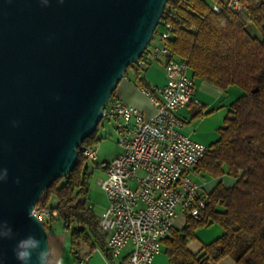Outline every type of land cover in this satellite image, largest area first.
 Listing matches in <instances>:
<instances>
[{"label":"water","instance_id":"1","mask_svg":"<svg viewBox=\"0 0 264 264\" xmlns=\"http://www.w3.org/2000/svg\"><path fill=\"white\" fill-rule=\"evenodd\" d=\"M167 1L0 0V220L15 234L0 240V264H22L13 249L28 235L50 252L34 206L77 164Z\"/></svg>","mask_w":264,"mask_h":264},{"label":"trees","instance_id":"2","mask_svg":"<svg viewBox=\"0 0 264 264\" xmlns=\"http://www.w3.org/2000/svg\"><path fill=\"white\" fill-rule=\"evenodd\" d=\"M215 2L222 5L220 12L213 8ZM161 17L150 45L154 37L159 41L170 23L172 37L165 44L174 56L187 60L194 80L224 90L237 85L243 91L231 103L209 152L192 170L201 178L228 175L235 178L234 183L227 186L219 181L209 193L206 208L198 217H187L181 228L171 227L162 248L172 264H209L225 257H232L234 264H264V2L236 12L223 0H168ZM249 23L260 36L249 31ZM146 52L147 48L139 59L143 63L130 64L126 75L132 70L137 84L148 88L143 74L155 59ZM200 114L201 110L194 117ZM101 122L78 148L73 170L54 179L40 199L51 211H59L67 227L76 224L71 233L75 258L82 243L109 251L99 215L89 205V165L83 154V147H96L99 142ZM55 217L45 223L47 230ZM214 223L223 232L204 244L201 252L193 253L189 241L196 238L199 228Z\"/></svg>","mask_w":264,"mask_h":264},{"label":"built area","instance_id":"3","mask_svg":"<svg viewBox=\"0 0 264 264\" xmlns=\"http://www.w3.org/2000/svg\"><path fill=\"white\" fill-rule=\"evenodd\" d=\"M263 2L223 0L236 12L259 7ZM213 8L220 12L222 5L215 2ZM172 28L166 23L159 41L149 44L146 52L153 59L165 56V84L154 90L143 88L155 103L156 113L148 118L117 95L110 97L102 111L103 118L113 123L122 151L111 161L98 164L105 172L98 183L108 200L99 221L108 233L106 244L114 256L127 243L132 244L129 255L115 264H152L175 218L180 214L198 217L209 199L210 190L193 176L192 170L209 152L210 145L186 134L184 120L178 115L180 109L195 102V80L187 60L174 56L165 44L172 37ZM83 154L88 160L98 159L96 147H83ZM34 207L44 224L59 213L40 201ZM76 264H86V259L78 258Z\"/></svg>","mask_w":264,"mask_h":264},{"label":"crops","instance_id":"4","mask_svg":"<svg viewBox=\"0 0 264 264\" xmlns=\"http://www.w3.org/2000/svg\"><path fill=\"white\" fill-rule=\"evenodd\" d=\"M157 64H156V63ZM149 84L148 88L154 90L155 87L163 86L166 82V69H165V56L160 54L157 59H155L152 64L147 67V70L143 74ZM197 80V79H196ZM195 80V91L194 97L195 102L190 106L182 108L178 111V115L183 118L184 128L183 131L191 136L193 139L206 143L211 144L218 138V129L221 126H218L219 123H224V117L227 114L228 110L230 109V105L233 100L230 101L228 99V92L231 86L227 89H221L219 87L213 86L207 82L202 80L197 86ZM135 74L132 70L129 71L127 75H125L119 84H117V91L116 95L122 98V100L132 106L137 107L140 109L148 118L153 116L156 111L157 107L155 103L151 100L150 97H147L143 93V88H147L146 86L137 84ZM157 97H161L158 91H154ZM201 110V114L198 117H194L197 111ZM215 114H217L216 119L211 120V122H207L209 118H214ZM220 114V116H219ZM189 123L187 125V121ZM215 121V123H213ZM216 136V137H215ZM193 176L197 179L198 175L192 173ZM207 182H206V181ZM198 181L201 182L204 187L207 185V189L210 191L215 187V185L219 181H223V183L227 186H231L235 178L224 175L218 178H198ZM184 216L182 214L176 217L177 221H183ZM186 222L184 219L183 225ZM182 223V222H181ZM181 225L180 228L183 226ZM176 226V225H174ZM177 227V226H176ZM179 228V227H178ZM203 229H198L196 231V238L192 239L188 243V248L193 253L201 252L203 245L211 242L216 237L220 235L217 234L214 238L211 236H207V233L202 231ZM217 233V232H216ZM106 243L108 240V233ZM107 248L108 244H107ZM132 249V244L127 243V245L122 249L119 255H115L109 251L103 250L100 246L90 247L88 244L82 243L81 244V251L79 257L75 258L71 252V257L67 260L62 261L60 264H76L78 258H85L86 264H115L122 259L126 258ZM154 261L152 264H172L170 261V257L165 251L163 247L159 254H156ZM234 259L232 257H225L216 262H210L209 264H234Z\"/></svg>","mask_w":264,"mask_h":264},{"label":"rangeland","instance_id":"5","mask_svg":"<svg viewBox=\"0 0 264 264\" xmlns=\"http://www.w3.org/2000/svg\"><path fill=\"white\" fill-rule=\"evenodd\" d=\"M248 26L249 31L253 35L260 36L259 30L253 23H249ZM157 41V37H154L153 43H156ZM200 82L201 81H199V79L196 80L197 86H199ZM241 92L243 91L239 86H231L228 92V99H230V101L236 99L240 94H242ZM216 117L217 114H215L214 118L212 117L205 121L206 123L211 122V120H215ZM188 123L189 120L187 121V125ZM213 123H215V121ZM222 124L223 122L219 123L218 126H221ZM98 132L100 136V140L96 144L98 159L88 160L87 164L89 165V190L87 192L89 202L93 206L94 212L100 215V213L108 205V200L104 189L98 183V179L105 177L104 170L98 164L102 163L103 161H111L122 151V148L118 143L116 130L112 122L103 118ZM198 178L200 179V177H197V180ZM183 218L186 219L185 216ZM50 219L51 218L47 219V222ZM184 219L183 221H177V219L175 218V225L177 227H180L181 225H183ZM219 225L220 224L218 223H214L212 225L204 226L199 229H203L202 231L204 233H207V236H211V238H214L215 236H217V234H221L223 232L222 227ZM75 227V223H72L69 227H67L65 220L62 219L61 216H56L55 218H53L51 225H49L47 230L50 241L49 264H60L62 261L67 260L71 257V233L73 228Z\"/></svg>","mask_w":264,"mask_h":264},{"label":"clouds","instance_id":"6","mask_svg":"<svg viewBox=\"0 0 264 264\" xmlns=\"http://www.w3.org/2000/svg\"><path fill=\"white\" fill-rule=\"evenodd\" d=\"M7 178L8 170L6 168L0 169V182L6 181ZM16 183H19V179L16 180ZM28 215L30 219L34 218L31 209ZM14 235L13 229L8 225L7 221L0 220V240L13 239ZM44 245L42 247L41 241L34 235H28L16 242L13 252L16 259L22 264H32L33 256H35L36 264H49V252L46 241Z\"/></svg>","mask_w":264,"mask_h":264}]
</instances>
